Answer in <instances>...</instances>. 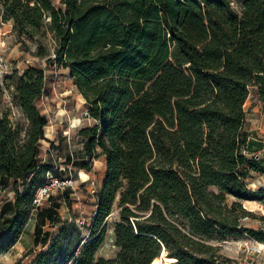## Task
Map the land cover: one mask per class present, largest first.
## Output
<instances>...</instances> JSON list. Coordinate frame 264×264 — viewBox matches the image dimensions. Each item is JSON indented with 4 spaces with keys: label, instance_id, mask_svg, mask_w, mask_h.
I'll return each mask as SVG.
<instances>
[{
    "label": "trees",
    "instance_id": "1",
    "mask_svg": "<svg viewBox=\"0 0 264 264\" xmlns=\"http://www.w3.org/2000/svg\"><path fill=\"white\" fill-rule=\"evenodd\" d=\"M0 0V21L34 38L48 28L56 62L67 69L92 124L78 130L81 157L68 165L87 174L103 159L94 210L64 218L51 195L34 204L53 177L78 173L45 158L48 118L40 102L45 72L29 66L15 82L14 101L27 125L0 119V256L18 244L38 212L34 242L14 264H151L164 251L177 264H228L212 244L254 217L242 202H264L251 174H264L252 150L246 104L264 103V0ZM43 56V54H40ZM0 85V96L2 94ZM82 184L81 187H85ZM229 197L237 199L231 207ZM114 259L97 258L115 205ZM46 223L55 233L42 235ZM88 230L84 239L82 231Z\"/></svg>",
    "mask_w": 264,
    "mask_h": 264
},
{
    "label": "rangeland",
    "instance_id": "2",
    "mask_svg": "<svg viewBox=\"0 0 264 264\" xmlns=\"http://www.w3.org/2000/svg\"><path fill=\"white\" fill-rule=\"evenodd\" d=\"M235 6L239 0H232ZM6 22L3 26L7 33L2 50L6 54L7 61L20 70L15 71L0 81L2 94L0 96V119L8 114L11 124L14 128H25L27 122L20 108L14 101L15 82L23 74V71L33 65L42 68L45 72L47 89L46 94L40 102L43 114L48 118L46 127L47 141L42 144V150L45 158H51L60 168H66L71 155L77 158L81 157L82 145L78 137V130L84 126L92 124L85 116L86 113L80 104L78 91L70 78L69 71L56 62L51 63V59L56 58V42L52 32L44 28L34 38L26 35H19L13 29V23ZM43 54V56H40ZM7 96L11 97L12 105L9 104ZM248 124L252 126L251 137L264 142V131H260V124L264 125V103L258 100L255 94H252L246 104ZM259 132V137H257ZM264 145V144H263ZM264 157V153L263 156ZM72 176L78 173L76 190L79 198L72 201L71 207L62 202V208L59 213L64 218L89 220L91 217L95 197L91 194L93 184L98 185L101 181L104 171L105 162L103 159L96 160L90 173L84 170L71 167ZM251 188L264 189V174H251L249 180ZM85 187H81L82 184ZM65 191V190H63ZM63 191L55 190L53 196L59 201L63 199ZM5 198H14V193L10 189L0 190V206ZM74 198V197H73ZM237 199L229 197L226 205L231 207ZM47 204L44 199L38 206ZM243 207L253 214L247 221L241 220V224L246 228H254L264 231V202L260 201H243ZM118 203L115 205L110 218L108 219V230L105 241L97 253V258L114 259L118 256L119 248L115 245L114 227L119 221ZM38 212L34 211L32 219L25 226V232L18 244L9 252L0 256V264H14L22 258L30 249H41L34 242L35 225L37 223ZM57 227H52L46 223L42 228V235L47 232L55 233ZM84 239L88 238V230L82 231ZM212 244L219 248L227 260L228 264H264V242H258L248 234H231L226 235L221 240L213 241Z\"/></svg>",
    "mask_w": 264,
    "mask_h": 264
},
{
    "label": "built area",
    "instance_id": "3",
    "mask_svg": "<svg viewBox=\"0 0 264 264\" xmlns=\"http://www.w3.org/2000/svg\"><path fill=\"white\" fill-rule=\"evenodd\" d=\"M5 23L0 21V81L3 80L5 77H7L10 74H14L15 71L20 70V67L13 66L7 61L6 54L2 50V44L7 36L6 31L4 30L3 26ZM7 100L10 105H12V100L10 96H7ZM73 157V154L71 155ZM72 165L66 166V168H60L61 171L71 170ZM50 181L45 184L38 192L36 199L34 201V204L37 206L41 204V202L45 199L47 200L51 195H53L55 190H66L71 189L72 190V196L77 199L79 198L78 192L76 190V182L72 178L65 177L63 179L55 178L51 173L48 174ZM97 190V185L93 184L91 194L95 195ZM248 218H245L244 221H247ZM85 220H82L79 222L81 225H83Z\"/></svg>",
    "mask_w": 264,
    "mask_h": 264
},
{
    "label": "crops",
    "instance_id": "4",
    "mask_svg": "<svg viewBox=\"0 0 264 264\" xmlns=\"http://www.w3.org/2000/svg\"><path fill=\"white\" fill-rule=\"evenodd\" d=\"M12 25V23H11ZM259 129L260 131H264V125L263 124H260L259 125ZM252 126L249 125V129L250 131L251 130ZM257 134V137H259V132L256 133ZM253 146H252V150H254L253 152L258 154L259 156H263V153H264V142L261 141V140H258L257 138L253 137Z\"/></svg>",
    "mask_w": 264,
    "mask_h": 264
},
{
    "label": "bare ground",
    "instance_id": "5",
    "mask_svg": "<svg viewBox=\"0 0 264 264\" xmlns=\"http://www.w3.org/2000/svg\"><path fill=\"white\" fill-rule=\"evenodd\" d=\"M178 260L176 258H170L167 256L166 251L162 253L157 259H155L151 264H177Z\"/></svg>",
    "mask_w": 264,
    "mask_h": 264
}]
</instances>
